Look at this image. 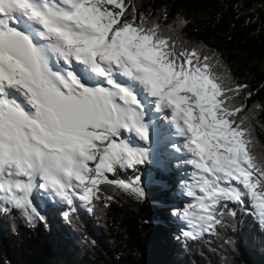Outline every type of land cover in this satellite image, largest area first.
Returning <instances> with one entry per match:
<instances>
[{
	"label": "snow or ice",
	"instance_id": "obj_1",
	"mask_svg": "<svg viewBox=\"0 0 264 264\" xmlns=\"http://www.w3.org/2000/svg\"><path fill=\"white\" fill-rule=\"evenodd\" d=\"M153 15L130 0H0V212L44 222L36 188L68 218L76 201L93 213L113 200L102 185L143 198L139 177H115L146 162L148 149L123 134L150 143L151 107L183 138L171 148L194 169L184 235L233 227L231 205L264 228V155L254 151V112L241 115L247 105L237 103L249 86L180 37L186 18L162 25Z\"/></svg>",
	"mask_w": 264,
	"mask_h": 264
},
{
	"label": "trees",
	"instance_id": "obj_2",
	"mask_svg": "<svg viewBox=\"0 0 264 264\" xmlns=\"http://www.w3.org/2000/svg\"><path fill=\"white\" fill-rule=\"evenodd\" d=\"M130 3L141 14L160 18L162 25L186 18L180 37L189 46L217 53L235 81L249 86L251 97L237 103L247 105L241 115L254 112V151L264 155V0ZM165 9L166 21L162 19ZM150 160L159 177L136 176L143 198L102 185L104 194L114 199L98 202L93 213L82 205L68 218L66 205L47 201L41 208L46 220L30 225L19 210L0 212V264H264V228L236 205H231L238 213L234 226L218 228V235L191 240L167 229L160 222L166 214V192L158 180L169 176L168 168Z\"/></svg>",
	"mask_w": 264,
	"mask_h": 264
},
{
	"label": "rangeland",
	"instance_id": "obj_3",
	"mask_svg": "<svg viewBox=\"0 0 264 264\" xmlns=\"http://www.w3.org/2000/svg\"><path fill=\"white\" fill-rule=\"evenodd\" d=\"M150 109H149L150 112H154V110L151 107H150ZM154 119H156V116L154 117ZM157 122H160V121L158 120ZM170 128H172V127H170ZM172 135H173L172 132H170L169 134L166 133L164 135V138L166 139V141L169 142L168 145L170 148H171V144L174 143ZM123 138L132 140L133 143L138 147L147 148L148 153H149L147 159L151 158L152 154H154L155 148L153 147V143L158 144V142L155 141V138L152 137V135H151V142L150 143L145 142V141H141V140H139V138H136V137H134V135L129 134L127 132H125L123 134ZM175 144L177 145V143H175ZM178 144H179V142H178ZM171 152L173 153V155H176L178 157L177 161H179L182 165H187L183 162L185 159L188 158L187 155L178 156L177 152H175L172 148H171ZM177 161H173V163L170 165L171 166L170 167V175L173 176L174 173L177 172L181 176H182V174L183 175L186 174V176H185V178L183 177L182 179H181V177L179 178L176 187H172V189H171L167 185L168 188L166 187L167 189H163V190H165L164 192H166L165 197H168V199H167V201L164 202V206H163L166 208V214L164 215V217H162L160 219V222L163 223L167 227V229H172V230H175L176 232H178L179 234H181V233L184 234L185 232L189 231L190 228H189L187 222L183 219L182 211L185 207H187V205L189 203H192L193 200L191 197L186 195V191H185L183 183L187 180L186 179L187 177L190 178V177H192V175L190 174V172H188V171H191V169L188 170L186 168L180 167V165H179L180 163H178ZM152 168H154V167L152 165H150L149 162H147V160H146V162L144 164L138 165L135 169H122V170H120L118 173V176L115 178L124 179L126 181H134L138 174H140L141 172L142 173L146 172V175H147V173L150 172L147 170L148 169L152 170ZM148 176L154 177V176H151L149 174H148ZM110 178H113V177H110ZM169 179L166 181L167 184H168V182L170 183ZM186 182L190 183L188 181H186ZM178 184H181V186ZM162 185H164V184H162ZM164 187H165V185H164ZM178 188L180 190H178ZM43 195L48 196L49 194L48 193L42 194L41 190L39 188H36L34 193H33L34 203L38 206L40 211L42 208V204H44V202H47V201H45V199L40 198ZM174 200L179 201V202H174ZM52 202L56 203V201H54V200ZM180 225H182V228Z\"/></svg>",
	"mask_w": 264,
	"mask_h": 264
},
{
	"label": "bare ground",
	"instance_id": "obj_4",
	"mask_svg": "<svg viewBox=\"0 0 264 264\" xmlns=\"http://www.w3.org/2000/svg\"><path fill=\"white\" fill-rule=\"evenodd\" d=\"M148 114H150V111L148 112ZM150 120V119H149ZM148 120V121H149ZM158 120H156L155 122H154V124H153V126H156V130H158L160 127H161V124H163V122L162 121H160V122H157ZM161 131L165 134V133H170V132H172V130H171V128L170 127H162L161 128ZM154 132V131H153ZM178 138V140L180 141V143L181 144H183V138H181V137H177ZM175 161V160H174ZM178 163H180L179 161H177ZM180 165V167H182V168H186V169H191V171H188V172H190V174L192 175V172H193V168L190 166V165H182L181 163L179 164ZM176 168V167H175ZM174 172V171H173ZM185 176H186V174H182V176L181 175H179L177 172H175L174 173V175L172 176V177H170V183L168 182V187L169 188H171L172 189V187H176V185H177V183H178V180H179V178L181 177V179L184 177L185 178ZM187 180L188 179H191V177L190 178H186ZM166 187V186H165ZM176 189V188H175ZM174 202H179V201H175L174 200Z\"/></svg>",
	"mask_w": 264,
	"mask_h": 264
}]
</instances>
